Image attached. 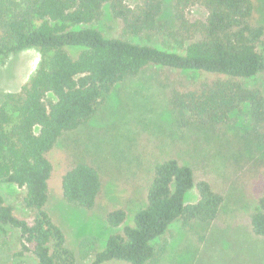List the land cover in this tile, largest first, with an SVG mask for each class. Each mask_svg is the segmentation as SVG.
I'll use <instances>...</instances> for the list:
<instances>
[{
	"label": "trees",
	"instance_id": "16d2710c",
	"mask_svg": "<svg viewBox=\"0 0 264 264\" xmlns=\"http://www.w3.org/2000/svg\"><path fill=\"white\" fill-rule=\"evenodd\" d=\"M105 7L116 28L99 25ZM194 7L203 15L194 16ZM161 12L162 0H0V58L30 47L40 53L28 80L0 104V183L21 189L19 215L17 204L0 194V232L15 238L16 260L75 262L46 208L53 177L67 202L86 209L103 198L110 176L119 177L128 198L139 203L130 222L125 206L105 207V222L118 229L91 250L88 264H149L172 225L196 231L225 206V192L193 158L168 150L176 144L122 153L106 170L79 149L72 135L105 94L148 67L157 72L177 128L218 131L239 121L235 167L246 200L236 205H245L250 232L264 238V84L257 80L264 70V24L254 1L174 0L170 19ZM195 142L181 145L196 151ZM191 189L196 199L186 202Z\"/></svg>",
	"mask_w": 264,
	"mask_h": 264
},
{
	"label": "rangeland",
	"instance_id": "374dc122",
	"mask_svg": "<svg viewBox=\"0 0 264 264\" xmlns=\"http://www.w3.org/2000/svg\"><path fill=\"white\" fill-rule=\"evenodd\" d=\"M127 1L129 4L134 2ZM173 1L162 0L161 18H171ZM253 1L255 14L264 24V0ZM191 13L201 16L204 12L194 7ZM99 25L105 30L117 26L107 7ZM131 40L148 42L143 37H131ZM152 43L162 47L159 41ZM39 58V51L33 47L0 58V104L5 93L17 92L28 80ZM156 73L155 69L148 67L138 75L114 85L97 105L93 117L72 135L76 137L79 149L86 155L94 154L102 170H106L108 163L113 165L110 159L122 153L137 155L148 150V147L161 151L176 144L178 147L168 150L181 157L189 155L198 171L206 172L217 188L225 192V206L216 219L202 227L198 225L196 231L183 229L179 224L172 225L166 241H160L162 252L149 264H264V238L250 232L245 205H236L246 200L242 193V174L235 167L240 161L239 147L242 143L237 134L236 124L239 121L218 131L203 129L193 132L177 128L172 124L164 94L155 81ZM257 80L264 84V70ZM190 139H196V151L181 145ZM126 189L119 177L110 176L103 198L94 208L86 209L67 202L62 196L58 179L53 177L50 180L46 208L62 228L75 256L74 264H88L91 250L101 248L108 235L118 229L105 222L103 212L106 206H125L127 222L131 221L139 203L134 198H128ZM20 190L16 185L0 183V194L4 201L17 204L16 215L20 214L16 202ZM196 196L195 189H191L185 200L192 202ZM14 246L15 238L9 233L6 236L0 232V264H33L32 260L13 258L11 252Z\"/></svg>",
	"mask_w": 264,
	"mask_h": 264
}]
</instances>
